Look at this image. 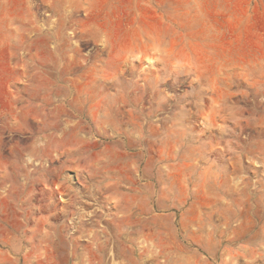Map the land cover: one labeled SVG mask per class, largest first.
<instances>
[{"label": "rangeland", "instance_id": "obj_1", "mask_svg": "<svg viewBox=\"0 0 264 264\" xmlns=\"http://www.w3.org/2000/svg\"><path fill=\"white\" fill-rule=\"evenodd\" d=\"M0 264H264V0H0Z\"/></svg>", "mask_w": 264, "mask_h": 264}]
</instances>
